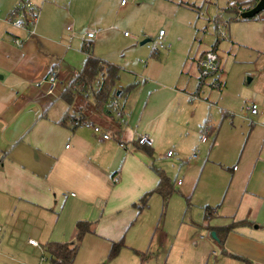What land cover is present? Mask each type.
I'll return each instance as SVG.
<instances>
[{
    "label": "crops",
    "instance_id": "crops-1",
    "mask_svg": "<svg viewBox=\"0 0 264 264\" xmlns=\"http://www.w3.org/2000/svg\"><path fill=\"white\" fill-rule=\"evenodd\" d=\"M39 1L40 18L35 34L29 37L33 40L29 43L24 40L27 38L24 30L6 31L14 45L20 47L14 48L19 56L0 58V222L4 226L0 229V244L4 240L9 243L15 235V242L20 243L15 250H27L30 255L39 250L38 258L47 252L42 245L46 242L71 243L76 238L77 221H88L91 228L80 240L92 235L102 239L104 245H110L111 241L124 238L138 215L133 204L158 182L151 165L164 172L174 191L180 180L175 176L171 179L170 164L177 166L191 161L192 152L200 147V154L202 151L206 153L202 168L210 158L203 146L208 139L200 142V134L195 143L201 128L199 120L196 121L198 127L192 123L196 112L202 115L203 111L201 102L194 103L190 97L199 96L202 85L197 82L194 92H189L186 89L188 78L183 87H177L176 82L168 83L164 80L166 73H154V62L140 60L143 68L134 64L137 69L130 71L133 80L118 86L135 83L125 98L120 124L96 109L95 112L89 107L85 110L94 124L109 134L108 139H103L89 127L70 129L59 124L68 107L65 103L63 110L56 104V99L62 100L64 88L81 72L83 65L73 75L61 74L63 60L57 59V44L49 40V37L59 36L51 9L59 4V0ZM13 2L2 0L1 7L5 12L10 11ZM0 20L8 25L6 20ZM97 37L93 33L90 39L93 55L114 63L121 71L122 66L97 50L101 48V40ZM16 39L20 42L15 43ZM40 43L50 48V60L47 62L40 60L37 63L38 54L28 53L33 45L37 52ZM163 46L161 49L169 52L164 42ZM158 51L154 53L151 48L149 56H157ZM204 52H200L196 60ZM52 70L56 72L58 82L53 92L47 94L48 76ZM191 70L188 67L187 74ZM9 76L11 78L6 83L4 78ZM66 80L68 84L65 85ZM35 81L37 87H34L39 88L40 95L38 89L32 87ZM34 91L37 97L31 99L34 103L28 106L30 99L25 100L26 94ZM188 109L192 110H189L184 125L186 127L191 122V130L186 127L183 131L177 120L181 112L187 113ZM255 125L252 123L247 131L244 145L248 143L247 147L233 159L228 188L217 201L204 205L211 209L205 212V216L203 214V226L214 233L220 257L234 264H264V122ZM144 133L152 139V146L143 147L136 143L137 137ZM217 142L219 135L215 133L212 148L217 146ZM114 176L117 181L112 180ZM27 214L29 220L25 219ZM242 220L248 221L249 225L237 226L224 238L218 237L216 228ZM20 221L25 222L23 227ZM23 228H27V232L21 233ZM241 228L253 231V235H246ZM29 239L36 240L43 247L31 245Z\"/></svg>",
    "mask_w": 264,
    "mask_h": 264
},
{
    "label": "rangeland",
    "instance_id": "rangeland-1",
    "mask_svg": "<svg viewBox=\"0 0 264 264\" xmlns=\"http://www.w3.org/2000/svg\"><path fill=\"white\" fill-rule=\"evenodd\" d=\"M14 1L13 7L17 4V0ZM248 1L250 0H123L121 3V0H71L69 3L68 0H59L58 5L51 7L59 36L49 37V40L57 44V59L63 60L61 74L73 75L80 71L85 58L80 49L81 38L89 30L101 40V48L98 47L97 50L103 51L123 67L116 87L133 80L130 71H135L138 66L143 68L140 64L142 60L154 62V73H166L164 80L168 83L176 82L177 87H183L188 78L186 89L194 92L200 76L195 63L196 56L202 51H211L212 45H216L218 66L216 73L204 77L199 96L190 97L194 103L201 102L203 111L202 115L196 112L193 125L196 127V121L199 120L198 124L202 128L206 120L213 130L206 133L208 142L203 145L209 154V161L201 167L205 163L206 153L202 151L200 154V147L196 148L199 150L197 159L193 158L187 163L184 161L177 166L170 164L173 174L169 176L171 179L179 178L180 183L175 184L165 205L158 194L151 195L148 206L136 216L126 232V246L114 258L109 259V245H104L102 239L92 235L86 236L84 240L73 238L71 243L77 247V251L72 264H234L233 261L230 263L220 257L214 233L204 227L202 222L203 214L205 216L203 206L217 201L229 186L233 159L247 147L248 143L245 147L244 145L249 127L252 123L261 125L264 122V12L249 20L231 19L232 14L224 12V8L231 2ZM1 2L2 0L0 19L6 20L8 25L5 26L0 20V58L19 56L14 48L20 47L15 46L6 33H15L16 28L9 25L7 15L10 11L5 12ZM29 2L36 6L40 18V1ZM159 30L165 33L161 43L164 42L165 49H169V52L159 49L157 56L150 57L149 51L160 42L157 39ZM32 36H24L23 39L29 43L33 40L29 39ZM144 39L148 41L140 45ZM216 39L219 40L216 42ZM92 43L94 46V42ZM49 49L40 43L37 52L33 45L28 53L38 54L37 63L40 60L47 62L50 60ZM55 63H59V60H55ZM134 64L137 65L136 68L133 67ZM188 67L192 68L189 73L192 76L187 74ZM9 78L11 77L4 78L6 83ZM68 80L64 82L65 85ZM36 82L32 87L36 86ZM218 83L219 87L216 86ZM36 87L34 88L38 89L39 94V88ZM35 96L37 97L36 91L26 94L25 100L30 99L28 106L34 103L31 99ZM56 102L63 110L66 108L63 100L56 99ZM250 102L258 106V113L249 118L245 107ZM81 103L76 99L70 108L76 109ZM89 109L95 110L92 106ZM189 110L192 109H188L187 113L181 112L177 120L183 131L186 127L191 130V122L186 127L184 125ZM201 128L195 143L201 134ZM215 133L219 135V142L212 148ZM196 162L198 163L195 164ZM25 219L29 220L28 214ZM24 223L20 221V226L23 227ZM2 227L4 226L0 222V229ZM241 230L246 235L253 232L245 228ZM25 232L27 228L21 230V233ZM9 240V243L4 240L0 244V264H44L41 257L38 258L39 250H35L33 255L27 250H15V246L20 243L15 242V235Z\"/></svg>",
    "mask_w": 264,
    "mask_h": 264
},
{
    "label": "trees",
    "instance_id": "trees-1",
    "mask_svg": "<svg viewBox=\"0 0 264 264\" xmlns=\"http://www.w3.org/2000/svg\"><path fill=\"white\" fill-rule=\"evenodd\" d=\"M257 1L258 0H250L243 3L234 2L233 4H229L227 7H225L224 12L231 13V19H241L240 13L250 9ZM263 12L264 10L256 14L255 17ZM253 18L242 20H249ZM221 36L224 37L223 35ZM218 40L219 39H216V42ZM91 47V43L89 47L84 46L81 43L80 49L85 54L81 72L70 81L69 85L64 88L61 95V99L67 104L68 108L58 123L70 129L78 127L75 125V121H88L94 124L93 118L89 114L85 113V110L88 107L90 108V106H92L97 111L109 116L113 122L120 124L124 115L123 105L125 98L135 86V83H130L121 88L116 87L115 84L119 79V67L114 63L94 56ZM215 49L216 45H212L211 51L215 52ZM203 78L204 76H200L198 85L203 84ZM216 86L219 87L220 84L218 83ZM197 89H199V87ZM76 99L80 100L82 103L76 109L70 108ZM113 101H117L116 107L113 106ZM117 110H120L121 112L119 116L115 115ZM203 124L208 126L209 132L213 131L211 125L206 122V120ZM150 167L158 177V182L152 190L144 193L138 199V201L133 204L137 214H139L145 207L148 206V200L152 193L159 194L163 200V203H165L173 192L170 179L164 174V172L153 165ZM209 209H211L209 206H204V213ZM240 225H249V222L242 220L218 227L216 228L217 235L218 237L220 235V237L222 236V238H224L226 234H228L230 231H233L235 227ZM90 231L91 228L88 221L76 222L75 237L78 240H80L87 232ZM42 245L44 246L45 251H47L45 252L47 255L43 253V256H45L49 261L54 262L55 264L73 263L77 247L72 245L70 242L51 241ZM123 247H125L123 236L118 240L111 241L108 248V258H114ZM135 253H137V251H135Z\"/></svg>",
    "mask_w": 264,
    "mask_h": 264
},
{
    "label": "built area",
    "instance_id": "built-area-1",
    "mask_svg": "<svg viewBox=\"0 0 264 264\" xmlns=\"http://www.w3.org/2000/svg\"><path fill=\"white\" fill-rule=\"evenodd\" d=\"M121 3H123V0H121ZM234 2H231L230 4H233ZM38 13H37V8L35 5H33L29 0H19L15 7H13L10 12L7 15V21L9 24H11L13 27L17 29L24 30L26 33V37L34 35L35 34V28L38 20ZM124 35H128L127 33H124ZM221 35L224 36V33L221 32ZM163 36V31L160 30L157 35V39L160 41V39ZM93 37L92 32H87L85 36L82 38V44L84 46L90 45V39ZM19 40H15V43H19ZM163 44L159 42L156 46L152 47L153 52L155 53L159 49L163 48ZM217 55L213 51H206L204 52L197 60H196V65L199 69V73L201 76L206 77L207 75L216 73L218 70L217 66ZM58 82V78L56 76L55 71H50L49 76H48V88L46 93L51 94ZM113 106H117V101H113ZM245 111L247 112V116L251 115H256L258 113V106L254 102L248 103V105L245 107ZM121 114L120 110H117L115 112L116 116H119ZM245 118H248V117ZM248 118V119H249ZM75 125L77 126H84V127H89L93 130L94 133L99 134L102 136L103 139H108L110 136L108 133H105L102 128L96 124H92L88 121H83V122H78L75 121ZM209 132V128L207 125L202 126L201 128V135H200V142H205L206 141V133ZM152 139L149 137L147 134H140L137 137L136 143L139 146L143 147H149L152 146ZM120 146H123L121 143L119 144ZM198 150L195 149L191 156L190 159H193L196 157ZM171 152H168V155H170ZM113 181H117V177L114 176L112 177ZM73 195V194H72ZM28 242L31 245H34L36 247H41L40 244L34 240V239H29ZM41 261L44 262V264H55L54 262L49 261L45 256H41Z\"/></svg>",
    "mask_w": 264,
    "mask_h": 264
},
{
    "label": "water",
    "instance_id": "water-1",
    "mask_svg": "<svg viewBox=\"0 0 264 264\" xmlns=\"http://www.w3.org/2000/svg\"><path fill=\"white\" fill-rule=\"evenodd\" d=\"M264 10V0H258L254 6L240 13L241 19L253 18L256 14ZM148 39H144L140 42V45L147 42ZM249 80V79H248Z\"/></svg>",
    "mask_w": 264,
    "mask_h": 264
}]
</instances>
